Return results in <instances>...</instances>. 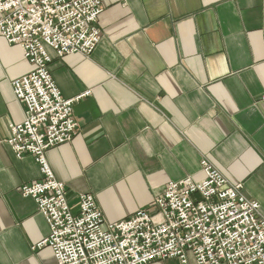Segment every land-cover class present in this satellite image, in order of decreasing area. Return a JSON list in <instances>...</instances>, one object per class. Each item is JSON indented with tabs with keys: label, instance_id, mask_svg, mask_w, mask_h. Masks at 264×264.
Returning <instances> with one entry per match:
<instances>
[{
	"label": "crops",
	"instance_id": "obj_1",
	"mask_svg": "<svg viewBox=\"0 0 264 264\" xmlns=\"http://www.w3.org/2000/svg\"><path fill=\"white\" fill-rule=\"evenodd\" d=\"M89 56L52 57L77 135L47 151L77 209L92 194L106 222L125 220L169 182L203 178L209 160L264 216V0H101ZM32 66L0 37V264H56L45 218L21 187L41 180L8 144L24 122L12 81ZM151 264H181L178 259ZM188 264H197L189 255Z\"/></svg>",
	"mask_w": 264,
	"mask_h": 264
},
{
	"label": "built area",
	"instance_id": "obj_2",
	"mask_svg": "<svg viewBox=\"0 0 264 264\" xmlns=\"http://www.w3.org/2000/svg\"><path fill=\"white\" fill-rule=\"evenodd\" d=\"M101 0H0V37L19 46L32 66L12 81L24 105V122L12 127L8 144L19 159L32 156L42 178L20 191L45 218L50 235L38 248H51L56 264H151L178 259L188 264H264V216L258 202L230 183L206 158L203 178L169 182L153 208L119 222H106L95 197L79 196L77 209L67 200L47 160L48 150L71 142L79 125L75 99L62 96L48 49L58 57H89L101 40L97 27Z\"/></svg>",
	"mask_w": 264,
	"mask_h": 264
}]
</instances>
